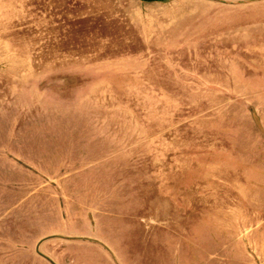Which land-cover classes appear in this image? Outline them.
Instances as JSON below:
<instances>
[{
  "label": "rangeland",
  "instance_id": "rangeland-1",
  "mask_svg": "<svg viewBox=\"0 0 264 264\" xmlns=\"http://www.w3.org/2000/svg\"><path fill=\"white\" fill-rule=\"evenodd\" d=\"M2 126L129 264H264V0H0Z\"/></svg>",
  "mask_w": 264,
  "mask_h": 264
},
{
  "label": "crops",
  "instance_id": "crops-1",
  "mask_svg": "<svg viewBox=\"0 0 264 264\" xmlns=\"http://www.w3.org/2000/svg\"><path fill=\"white\" fill-rule=\"evenodd\" d=\"M5 133L2 126L0 264H129L117 238L98 233L92 203L78 194L70 200L56 175L40 171L31 151H19Z\"/></svg>",
  "mask_w": 264,
  "mask_h": 264
}]
</instances>
